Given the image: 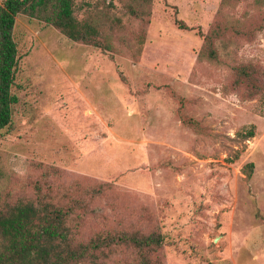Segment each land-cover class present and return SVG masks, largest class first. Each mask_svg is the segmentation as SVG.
Instances as JSON below:
<instances>
[{
  "label": "rangeland",
  "instance_id": "obj_1",
  "mask_svg": "<svg viewBox=\"0 0 264 264\" xmlns=\"http://www.w3.org/2000/svg\"><path fill=\"white\" fill-rule=\"evenodd\" d=\"M139 2L75 0L99 48L16 17L0 214L38 187L61 200L106 184L88 237L159 233L160 264H264V0H151L142 18Z\"/></svg>",
  "mask_w": 264,
  "mask_h": 264
},
{
  "label": "trees",
  "instance_id": "obj_2",
  "mask_svg": "<svg viewBox=\"0 0 264 264\" xmlns=\"http://www.w3.org/2000/svg\"><path fill=\"white\" fill-rule=\"evenodd\" d=\"M224 1V0H223ZM75 0H4L0 2V131L11 123L12 108L17 103L13 93L17 65L14 40L16 17L23 15L51 25L74 42L102 47L100 32L95 25L79 21L74 14ZM151 0H140L130 10L136 17L146 15ZM182 26L181 23H179ZM207 43L209 38H206ZM204 52L199 53L202 57ZM215 59L213 50L208 51ZM241 81L257 87L258 73L251 66L238 69ZM244 139L254 136L251 126ZM106 184L92 186L84 196L52 194L36 190L35 200L20 203L0 214V264H104L116 247H130L138 254V264H160L159 254L165 240L159 233H121L117 236L83 231L86 216L95 213L90 206L102 199ZM85 218V219H84Z\"/></svg>",
  "mask_w": 264,
  "mask_h": 264
}]
</instances>
